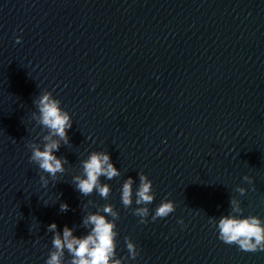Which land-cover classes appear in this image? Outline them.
I'll return each mask as SVG.
<instances>
[{
    "label": "water",
    "instance_id": "95a60500",
    "mask_svg": "<svg viewBox=\"0 0 264 264\" xmlns=\"http://www.w3.org/2000/svg\"><path fill=\"white\" fill-rule=\"evenodd\" d=\"M45 90L73 120L56 153L66 171L47 188L26 147L47 134L32 119ZM92 151L121 173L101 177L107 199L72 184ZM141 172L155 193L143 224L133 214ZM166 198L176 210L153 221ZM232 198L264 219V0H0V264H46L47 226L84 236V218L107 215L104 205L121 264H264V251L225 244L209 222Z\"/></svg>",
    "mask_w": 264,
    "mask_h": 264
},
{
    "label": "clouds",
    "instance_id": "9594fccd",
    "mask_svg": "<svg viewBox=\"0 0 264 264\" xmlns=\"http://www.w3.org/2000/svg\"><path fill=\"white\" fill-rule=\"evenodd\" d=\"M21 37H16V42H21ZM38 109L32 113V119L41 127L46 129L47 134L43 135L40 142L30 141L26 147L30 150L29 163L38 165L40 170V183L47 188L51 181H58L59 175L65 173L67 159L56 155L61 144H69L68 131L73 126V120L68 111L61 107V101L53 96L51 91L45 90L33 100ZM55 137V138H54ZM82 175L73 177L75 189L84 196L91 195L94 191L107 199L112 191L109 184H102L101 177L112 180L120 176V171L111 162L110 155L105 151H92L86 159L80 161ZM45 173L47 175H45ZM243 180L252 184V178L245 175ZM134 180L127 178L121 188V202L127 209L133 203ZM236 191L241 196L245 195V188L237 187ZM135 204L143 205L137 207L133 214L140 217V223H147L150 214L148 205L155 199L152 181L143 173H139V186L135 191ZM231 211L228 215L221 216L218 221L210 219V223L218 230V238L227 245H236L243 252L264 251V219L256 215L243 216V209L235 199H230ZM46 205V204H45ZM69 205L60 204V211L67 212ZM176 210L175 202L164 199L156 207L152 220L166 218ZM102 215L97 213L89 214L84 218V226L91 225L90 231L84 236L73 235V229L67 225L63 227L62 234L57 230V224L51 223L47 226V232L53 233L52 250L49 252L46 264H65V252L71 257L68 264H121L117 257L116 238L118 232L114 231L116 224L108 217H115L111 205H104ZM178 223L183 225V220ZM128 254L132 259L139 255L137 246L130 238H125Z\"/></svg>",
    "mask_w": 264,
    "mask_h": 264
}]
</instances>
